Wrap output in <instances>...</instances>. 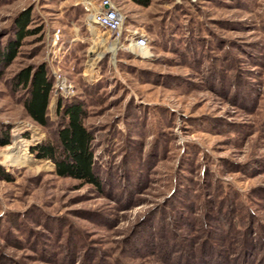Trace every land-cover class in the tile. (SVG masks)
<instances>
[{
    "label": "rangeland",
    "instance_id": "374dc122",
    "mask_svg": "<svg viewBox=\"0 0 264 264\" xmlns=\"http://www.w3.org/2000/svg\"><path fill=\"white\" fill-rule=\"evenodd\" d=\"M111 1L118 43L88 19L95 0H0V49L21 13L38 29L0 64V264H264V0ZM39 65L46 127L13 82ZM61 100L87 112L103 191L32 151L57 145Z\"/></svg>",
    "mask_w": 264,
    "mask_h": 264
},
{
    "label": "trees",
    "instance_id": "16d2710c",
    "mask_svg": "<svg viewBox=\"0 0 264 264\" xmlns=\"http://www.w3.org/2000/svg\"><path fill=\"white\" fill-rule=\"evenodd\" d=\"M134 1L144 7L151 5V0ZM14 23L15 39L5 48L0 49V64L4 66L10 65L18 56L19 48L28 35L38 32V29H28L31 23L30 11L21 13ZM13 82L26 91L24 109L28 117L36 124L46 127L49 123V108L54 90V82L50 78L47 67L45 65L29 66L17 73ZM58 112L62 115V122L57 133V145L47 142L33 148L32 151L39 158L52 160L56 168L55 173L59 177L79 180L85 185L96 186L103 191L93 147L94 135L85 124L87 112L80 102L68 103L63 100L58 103ZM9 142V134L2 132L0 145H9ZM189 253L195 256L191 258H197L198 252L194 254L189 251ZM216 256H213L214 258L207 256L210 261L199 258L200 264L227 263L223 257L215 258Z\"/></svg>",
    "mask_w": 264,
    "mask_h": 264
},
{
    "label": "built area",
    "instance_id": "2783aa9c",
    "mask_svg": "<svg viewBox=\"0 0 264 264\" xmlns=\"http://www.w3.org/2000/svg\"><path fill=\"white\" fill-rule=\"evenodd\" d=\"M87 10H89L88 19L93 17L92 20L89 19L93 22V24L99 26L103 30H106L112 35L115 34L119 36L121 34L124 26V18L111 0H95L94 4H88ZM116 39L121 38L119 36ZM136 44L140 48H144L146 46V42L142 38L139 39ZM60 83L62 88L67 87L64 81H60Z\"/></svg>",
    "mask_w": 264,
    "mask_h": 264
},
{
    "label": "bare ground",
    "instance_id": "6f19581e",
    "mask_svg": "<svg viewBox=\"0 0 264 264\" xmlns=\"http://www.w3.org/2000/svg\"><path fill=\"white\" fill-rule=\"evenodd\" d=\"M90 19H93V17H90ZM115 42H117V43L120 42V39H116ZM117 45L118 44H114L115 47ZM10 151H11V153L9 154V161L15 165H17V163H18L20 165L25 166L32 161V158L28 155L27 145L17 144L15 146L11 147Z\"/></svg>",
    "mask_w": 264,
    "mask_h": 264
}]
</instances>
